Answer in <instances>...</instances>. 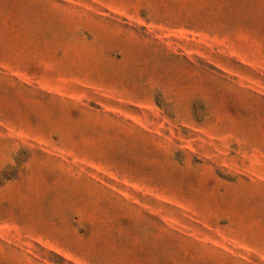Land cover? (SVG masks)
<instances>
[{"label":"rangeland","instance_id":"obj_1","mask_svg":"<svg viewBox=\"0 0 264 264\" xmlns=\"http://www.w3.org/2000/svg\"><path fill=\"white\" fill-rule=\"evenodd\" d=\"M0 264H264V0H0Z\"/></svg>","mask_w":264,"mask_h":264}]
</instances>
